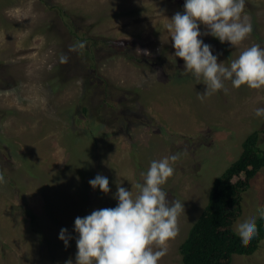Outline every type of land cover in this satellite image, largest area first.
Wrapping results in <instances>:
<instances>
[{
	"label": "rangeland",
	"instance_id": "obj_1",
	"mask_svg": "<svg viewBox=\"0 0 264 264\" xmlns=\"http://www.w3.org/2000/svg\"><path fill=\"white\" fill-rule=\"evenodd\" d=\"M184 3L0 0V264L75 262V218L116 207L118 186L135 197L151 161L172 155L179 159L162 187L185 211L159 264H185L180 246L216 177L239 157L250 133L261 131L264 150V112L254 111L264 104V82L251 89L225 81L226 92L204 96L207 86L184 71L165 27ZM57 7L92 26L96 37L118 42L95 49L97 70L113 85L110 95L86 83L84 66L60 67L83 58L73 56L79 45L65 39L68 27ZM244 14L253 31L239 45L201 37L225 66L252 45L264 49V0H245ZM98 174L108 177L111 192L89 184ZM261 209L264 169L244 196L242 216L258 219ZM62 228L73 236L68 247L58 238ZM233 264H264V241L253 255H235Z\"/></svg>",
	"mask_w": 264,
	"mask_h": 264
},
{
	"label": "clouds",
	"instance_id": "obj_2",
	"mask_svg": "<svg viewBox=\"0 0 264 264\" xmlns=\"http://www.w3.org/2000/svg\"><path fill=\"white\" fill-rule=\"evenodd\" d=\"M244 8L245 0H185L183 12H177L165 25L171 33L174 56L185 62L184 71L207 86L204 96L226 92L225 81H231L235 88L247 85L251 89L264 82V49L252 45L225 66L218 62L212 46L201 38L211 35L221 43L239 45L253 31ZM201 25L206 31H201ZM254 111L264 112V104H256ZM178 159V155H172L151 161L142 174L143 183L136 185L139 193L135 197L132 191L118 186L114 195L116 207L76 217L75 262L69 259L66 264H159L167 253L168 242L178 234V217L185 211L184 203L168 200L162 187L173 176V164ZM4 182L5 177L0 175V183ZM89 184L93 189L111 192L107 176L98 174ZM259 213L264 218V209ZM256 220V215L248 214L234 222L233 231L242 242L248 243L257 236ZM58 238L68 247L73 236L62 228Z\"/></svg>",
	"mask_w": 264,
	"mask_h": 264
},
{
	"label": "trees",
	"instance_id": "obj_3",
	"mask_svg": "<svg viewBox=\"0 0 264 264\" xmlns=\"http://www.w3.org/2000/svg\"><path fill=\"white\" fill-rule=\"evenodd\" d=\"M56 9L68 27L65 39L73 47L81 43L84 45L73 53L74 57L83 58L82 63L70 59L63 61L60 67L73 71L74 68L81 69L84 66V74L88 73L86 83L92 87L97 85L103 94L110 95L113 85L110 86L106 78L98 72L95 49L102 46L117 47L118 42L110 38L96 37L91 32L92 26L81 25L66 10L60 7ZM131 58L134 59L135 56L131 55ZM139 60L146 61L147 58L142 57ZM84 110L88 112L86 107ZM260 138L261 131L250 133L243 141L239 157L214 180L207 205L180 246L185 264H233L235 255H253L260 249L264 241V218L259 217L256 220L258 234L248 243L242 242L233 231L234 222L243 214L244 196L251 188L252 181L264 169V150L259 146ZM26 211L37 229L36 216L30 208H26Z\"/></svg>",
	"mask_w": 264,
	"mask_h": 264
}]
</instances>
